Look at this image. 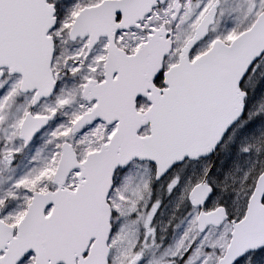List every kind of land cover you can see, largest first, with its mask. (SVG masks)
<instances>
[{
	"label": "water",
	"instance_id": "1",
	"mask_svg": "<svg viewBox=\"0 0 264 264\" xmlns=\"http://www.w3.org/2000/svg\"><path fill=\"white\" fill-rule=\"evenodd\" d=\"M165 2L102 0L78 12L69 36L74 39L89 32L94 37L91 43L101 35L111 42L117 30L139 27L154 7ZM217 7L216 0L180 48L177 62L162 72L161 88L153 81L172 50V32L164 25L153 29L134 55L123 53L116 66L105 71L108 80L84 86L83 99L95 100V105L75 121L72 134L98 120L106 124L117 121L116 129L107 143L80 162L72 146L62 144L52 176L56 189L34 191L15 230L0 219V264H17L30 252L33 264H107L111 231L107 196L115 170L124 169L132 160L149 161L155 165V180H159L184 159L197 160L213 153L242 115L239 84L264 53L263 10L229 43L214 39L206 51L190 60L189 53L213 24ZM171 10L175 20L181 10L179 0H172ZM33 14L38 15L36 21ZM53 14V6L46 0H0V78L1 69L20 75L19 89L35 91L34 102L49 97L55 85L50 70L53 43L47 35L55 23ZM113 73L116 79H110ZM139 97L149 102L144 112L136 110ZM50 119L25 117L19 131L25 146ZM143 126L149 127L146 136L138 134ZM75 169L77 185L69 190L64 184ZM211 192L203 182L191 189L188 198L194 207H202ZM263 197L264 170L255 181L243 218L231 221V238L217 264H235L264 246ZM226 217L223 207L209 213L201 210L197 228L218 227Z\"/></svg>",
	"mask_w": 264,
	"mask_h": 264
},
{
	"label": "rangeland",
	"instance_id": "2",
	"mask_svg": "<svg viewBox=\"0 0 264 264\" xmlns=\"http://www.w3.org/2000/svg\"><path fill=\"white\" fill-rule=\"evenodd\" d=\"M94 1L96 0H80L78 7L83 2L82 5H89L96 3ZM213 1L180 0L182 11L175 21L170 19L171 1H168L153 9L145 18L142 30L132 31L130 34L139 44L152 28L164 24L172 31L173 49L165 60V64L169 66L175 63L179 48L191 36L194 26ZM59 2L62 10L63 0ZM261 10H264V0H219L208 36L192 49L190 58L204 51L215 38L228 43L239 32L249 28ZM247 79L254 88L250 111L219 148L207 178L208 184L213 188V195L204 203V211L223 205L229 218L235 220L243 215L255 177L264 167V56L250 70ZM16 83L15 78H5L0 84L1 90L5 91L10 87L11 91H15ZM0 106L3 107L1 100ZM3 120L6 121L5 110ZM7 126L10 128L8 133L14 135L13 126ZM110 131L111 129L95 123L71 137L64 131L51 141L66 138L73 146L77 158L82 160L87 152L96 150L110 136ZM1 135L0 131V137ZM50 144L48 148L44 145L41 147L37 139L24 148L16 142H0L1 219L12 227L16 226L23 215L33 191L54 189L51 177L59 149L58 145ZM210 163V159L186 162L173 168L162 182L154 181V167L146 162H132L126 170L118 171L108 196V203L113 211L109 264H127L136 256L133 252L137 249L134 248L146 252L140 264H155L158 260L162 264H216L230 238V220L218 228L211 227L199 234L195 228L198 209L190 206L187 200L188 191L202 179ZM76 175L77 171L69 175L67 188L75 189ZM142 198H145V204L139 205ZM183 205H187L188 212L183 211L181 215ZM49 210L50 208L46 209V214ZM176 211L177 218L181 217L172 223L168 222L171 214ZM184 221L188 224L187 231L193 223L195 234L190 237L180 232L183 242L174 247L168 246L173 232ZM163 223H166L165 230L161 232ZM113 237L115 244H112ZM32 262L33 255L28 254L19 264ZM236 264H264V250L248 254Z\"/></svg>",
	"mask_w": 264,
	"mask_h": 264
},
{
	"label": "flooded vegetation",
	"instance_id": "3",
	"mask_svg": "<svg viewBox=\"0 0 264 264\" xmlns=\"http://www.w3.org/2000/svg\"><path fill=\"white\" fill-rule=\"evenodd\" d=\"M47 1L53 4L56 16L55 26L48 32V34L51 35L53 42V53L50 65L52 77L55 80L53 91L49 97L42 98L39 101L34 102V91L22 92L19 90L21 76L10 75L7 69H2L3 75L0 79V84L5 78H15L17 83L15 91H11L10 87L3 91L0 87V100L3 105V107L0 106V131L2 132L0 142L8 143L9 141H12L18 143L19 145L23 144V141L19 139V129L26 115L51 116V119L45 127H43L37 135H35L29 145L38 139L45 147L48 148L51 146L50 143H53L54 145H58V149L60 150L61 144L68 140L66 138H61L60 140L55 139L51 141V139L64 131L68 133L70 137L73 136L71 130L75 120L83 112L90 110V108L95 104V100L88 102L83 99L82 91L84 86L88 83L97 85L108 80L109 77L107 78L104 74V66L107 62V69L111 71L113 67L116 66L121 54L115 48L109 47L110 39L107 35L99 36L94 43H91L92 40H94V37L91 36L89 32L83 36L79 35L74 39L70 38L69 29L79 10L86 6L82 5L84 2L78 7L80 0H63L61 10L59 0ZM23 12L25 16L26 9H24ZM30 14L32 15L31 12ZM64 14L66 16H64ZM36 17H38V15H34L35 21ZM119 20L120 16L117 14L115 21L118 22ZM23 23L25 25V19L23 20ZM143 23L144 22L140 23L139 27L135 26L127 30L116 31L114 37L116 48L122 50L126 55L135 53L139 44H137L135 38H132L133 35L130 34V32L142 30ZM164 67L165 66L163 65V69ZM247 77L248 76L243 78L239 85L240 92L243 94L242 100L244 104V115L239 123L245 119L250 109L249 107H251V93L252 91L254 92V88L250 85V81H248ZM116 78V73H113L110 76V79ZM161 81L162 76L159 74L154 81L155 84H153L160 88L163 86ZM148 106L149 102L146 99H136L137 110L142 112ZM3 110L6 112V121L3 120ZM95 123H99L105 129H111L110 135L117 126V121L106 124L104 121L98 120L93 124ZM8 124L13 126L12 129H14V135H10L8 133L10 130L7 126ZM148 131V126L141 128V134H145ZM228 135H226L225 139ZM261 136L263 137V132H261ZM109 137L104 141H108ZM24 147L26 148L27 146ZM217 154L218 151H216L209 158L211 160L210 165H212V167L217 158ZM144 201L145 198H142L139 205L143 204ZM183 207H185L188 212L187 205H183ZM191 211L193 212V210ZM185 224L186 221L183 222V225ZM194 234L192 223L190 224L187 235L193 237ZM180 242H183L181 237ZM168 246L174 247L176 245L171 244L169 241ZM140 257L142 256L140 255ZM155 264H162V262L159 260Z\"/></svg>",
	"mask_w": 264,
	"mask_h": 264
},
{
	"label": "bare ground",
	"instance_id": "4",
	"mask_svg": "<svg viewBox=\"0 0 264 264\" xmlns=\"http://www.w3.org/2000/svg\"><path fill=\"white\" fill-rule=\"evenodd\" d=\"M144 204H145V201H144L143 204H140V205H144ZM177 227H178V226H177ZM174 228H175V227H174ZM174 228H173V229H174ZM187 228H188V224H185V225H181L179 228L175 229V231H174L173 234H172L173 238H172V236H171L172 239L170 238L171 241L169 240L170 243H171V244H174V245H177V244L181 243V242H180V236H181V235L179 236V233L182 232V233H184V234H187V233H188ZM178 229H179V230H178ZM182 233H181V234H182ZM177 237H178V238H177ZM175 238H177V239H176V242H175Z\"/></svg>",
	"mask_w": 264,
	"mask_h": 264
}]
</instances>
